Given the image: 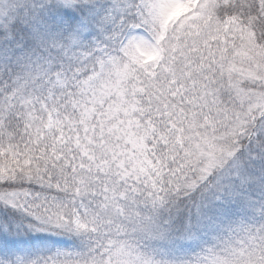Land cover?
I'll return each instance as SVG.
<instances>
[{
	"label": "snow or ice",
	"instance_id": "1",
	"mask_svg": "<svg viewBox=\"0 0 264 264\" xmlns=\"http://www.w3.org/2000/svg\"><path fill=\"white\" fill-rule=\"evenodd\" d=\"M0 264H264V0H0Z\"/></svg>",
	"mask_w": 264,
	"mask_h": 264
}]
</instances>
